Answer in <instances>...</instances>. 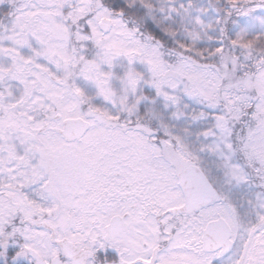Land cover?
Here are the masks:
<instances>
[{"label":"snow or ice","instance_id":"1","mask_svg":"<svg viewBox=\"0 0 264 264\" xmlns=\"http://www.w3.org/2000/svg\"><path fill=\"white\" fill-rule=\"evenodd\" d=\"M0 264H264V0H0Z\"/></svg>","mask_w":264,"mask_h":264}]
</instances>
